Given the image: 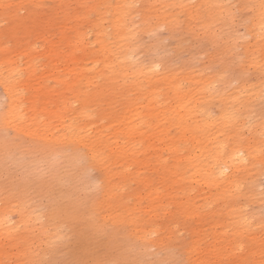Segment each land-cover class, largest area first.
Instances as JSON below:
<instances>
[{
    "label": "bare ground",
    "instance_id": "6f19581e",
    "mask_svg": "<svg viewBox=\"0 0 264 264\" xmlns=\"http://www.w3.org/2000/svg\"><path fill=\"white\" fill-rule=\"evenodd\" d=\"M59 1L63 10L72 11L75 17L81 12L88 13L85 0H76L72 5ZM18 2L12 11V1L6 4L0 0V19L9 23L8 29L3 33L0 31V73L5 74L6 81L14 82L12 85L2 84L6 108L0 114V131L12 129L14 138L28 139L31 151L39 155L37 160L42 169L47 167L54 173L50 176L52 179H56L57 171L65 164L71 170L70 178H74L77 172L85 174L93 168L99 171L101 182V191L91 198L93 202L75 204L77 207L68 208L65 218L58 213L61 207L52 206L48 218L53 221V234L43 238L47 246L56 237H63L58 231L64 225L78 239L88 240L91 236L96 239L94 242H99L102 239L99 233L105 226L102 220L106 216H114L121 223L122 215L128 217L133 212L140 215L146 212L145 216L149 217L168 214L173 218L191 214L187 206L192 204L183 199L182 185L195 181V171L204 175L205 183L212 185L214 192L211 194L218 200L230 196L236 200L252 199L258 204L264 201L263 196L260 197L262 194L258 196L259 193L254 191L255 177L252 175L264 163L260 147L262 142L256 136L257 132H264V121L255 122L248 114L261 101L264 89V0H252L246 5L251 10V16L245 19V34L229 31V39L220 42L221 46H218L223 37L221 34L231 26L227 23L230 11L223 9L221 0H91L89 7L93 10V23L96 25L92 41L87 39L89 33H84L79 42L83 44V49L76 42L70 45V50L64 51L59 48L63 34L58 32L57 42H48L43 38L45 48L39 50L35 58L28 52L30 43H24L29 45L26 49L16 47V44H22L21 39L33 36L35 29L24 28L21 38L12 35L24 23L18 15L19 6L26 3L33 7L37 0ZM148 12L155 13L153 19L147 15ZM238 13L237 17L241 12ZM54 26L59 28L57 23ZM107 27L109 32H105ZM162 29L167 32L168 38L176 40L170 50L177 57L183 50L192 49L190 45L194 47L198 42L205 43L198 48V52L209 53L206 59L208 65L181 69L172 66L167 59L142 61L140 54L149 49L157 51L161 45L160 40L155 38L151 44L143 43L142 35L155 37ZM9 36L14 41V50L8 47L9 40L3 39ZM34 36L37 39L43 37L37 33ZM239 44L244 50L243 66L253 69L252 72H259L263 77L255 86L248 85L244 78L239 79L238 76L243 77L241 73L232 75L234 67L229 61ZM204 45H207L205 50L202 48ZM20 56H25L21 65L18 61ZM39 58L43 62H35ZM210 65L218 67L217 70L210 72ZM22 71L24 83H30L35 91L41 90L46 83H53L55 88L61 89L60 93L64 90L72 98L69 104L72 117L66 121L62 113L48 112L45 110L46 101L42 102L41 112L36 116L38 111L33 106L41 100L50 99L51 91L46 89L40 92L42 99L31 105L32 113L28 118L20 119L33 127L27 131L15 127V116H21L19 101L22 95L18 87ZM233 82L238 86H232ZM92 102L96 106L105 105L103 111L99 108L91 110ZM74 103L77 105L73 107ZM115 108L118 109L112 114ZM211 109L214 113L210 112ZM40 116L43 118L39 119ZM246 131L250 137H244L243 132ZM187 135L190 141L185 140ZM206 141H210L212 147L204 155L202 145ZM1 144L0 153L7 157L12 150L25 146L3 138ZM105 152L107 163L101 157ZM192 160L197 163H192ZM189 161L193 165L188 166ZM114 164H118L119 171L111 172ZM111 173L120 180L114 182ZM132 185H138L143 191L140 193ZM27 186L29 190L22 196L26 200L9 195L3 197L5 203L0 209V236L10 234L7 226L10 211L18 213L21 225L30 221L34 225L37 220L29 202L33 188ZM48 186L54 190L53 183ZM124 188L130 190L126 197L115 199L114 192ZM114 203L120 207L119 211L114 209ZM66 206L69 207L68 204ZM259 206L255 204L256 209ZM256 209L255 213L258 212ZM238 217L243 219L240 215ZM246 220L243 219V222ZM139 230V239L143 244L161 247L160 238L152 240V234L159 232V226L154 224L148 231ZM41 233L44 234L43 230ZM196 249L190 246L187 252L192 253ZM260 250L264 252V247L260 246ZM25 260L26 253L19 252L17 263L23 264Z\"/></svg>",
    "mask_w": 264,
    "mask_h": 264
},
{
    "label": "rangeland",
    "instance_id": "374dc122",
    "mask_svg": "<svg viewBox=\"0 0 264 264\" xmlns=\"http://www.w3.org/2000/svg\"><path fill=\"white\" fill-rule=\"evenodd\" d=\"M3 1L6 4L8 1L13 2L10 6V10L16 8V4L19 3L18 0ZM63 1L72 5L76 0ZM85 1L88 13L81 12L77 17L73 15L72 11L63 10V6L60 4L59 0H37L36 3L32 4L33 7L26 3L20 5L17 11L24 23L12 36L21 38L24 35V28H33L35 29L33 32L34 35L37 33L38 35H43V37L37 39L34 35L29 36L26 39H21L20 42L22 44H16V47L19 50L26 49L29 45L25 46L24 43H30L31 48L28 52L35 58L38 56L37 52L45 48L44 37L47 41L49 40L48 42H57L56 36L58 32H62L63 41L59 42L60 49L64 51H66V49L70 50V45L76 42H78L76 45L83 49V44L79 43L82 40L83 34L89 33L87 39L90 42L95 37L94 34L96 32V25L93 23V19H95L93 10L89 7L91 0ZM250 1L252 0H221L220 4L223 9L230 11L227 23H229L228 26H232H230L232 30L226 27L225 29L227 32L221 34L223 37H221L219 43H224L229 39L231 34L229 31L234 30L238 35L245 34V19L251 16V10L249 7L247 8L246 5H249ZM241 4L244 5V8ZM237 11H239V13L241 12L243 16ZM28 12H32V14L27 15ZM237 13L241 16L238 15L237 17ZM147 15L153 19L155 13L148 12ZM237 20L241 22H236ZM54 23H57L59 28H56ZM240 23L241 25H239ZM8 25V21L0 19L1 33L9 28ZM109 31L110 28L107 27L105 32ZM157 34L158 35L155 37L148 38L147 35H142L143 38L141 40L143 43L151 44V42L153 43V38L159 39L161 42L160 47L156 49L157 51L149 49L140 54L139 58L142 61L167 59L171 61L172 66H178L181 69L189 66L201 68L208 65L206 59L209 53L202 54L198 52V48L205 43L198 42L197 45L194 44L196 45L194 46L195 48L190 45L192 49L183 50L177 57L174 56V53L170 50L175 45L176 40L174 41L168 38L165 29L160 30ZM225 35L229 36L226 37ZM12 36L3 39L9 40L8 47L14 50V41L10 40ZM230 41H232V39H230ZM219 43L218 46H221L222 44L220 43L219 45ZM240 45L241 44L234 50L233 54L235 57L232 55L229 61L232 67H234L232 75L234 76L235 73L240 75L241 73L243 77L237 75L239 79L244 78L248 85H257L259 82L258 80L263 77L259 72H252L253 69H247V66L244 67V60H242V57L244 58V50ZM206 46L207 45H204L202 48L205 50ZM209 50L210 48H208L207 51ZM199 54L201 55L200 57ZM170 56H172L171 59ZM234 60H237L238 63ZM18 61L20 62L19 65H21V61L22 63L25 61V56H20ZM35 62H43V60L39 58L36 59ZM232 62H236L233 63L235 66ZM241 65L243 67H241ZM210 67V69H212L210 72L218 68L212 65H210ZM37 75H40V73ZM4 77L5 74L0 73V114H3L6 108V97L2 91V84L10 83L12 85L14 83L13 80L9 82L6 81ZM21 77L18 87L22 95L19 101V112L21 116H15L13 121V125L20 131H27L33 127V125L26 124L20 119L28 118L32 113L31 105L33 102L38 103L40 101V92H44L46 89L51 91L50 99L41 100L38 104L33 106L34 110L38 111L36 116L41 112L42 102L46 101L45 110H48V112H60L63 114L66 121L72 117V108L69 105L70 102H72V98L64 93V90L60 93V88H55L53 83H46L41 90L35 91V88L30 83H24L25 75L23 71ZM233 83L232 86H238V83ZM68 97L69 99H67ZM30 98L32 102H30ZM261 98L263 100L261 99L258 105L253 107L251 112L248 113L252 120L255 119V122L264 121V89ZM76 105L77 103H74L72 106L74 107ZM35 106H37V109H35ZM104 106L105 105L96 106V104L92 102L90 109L95 110L99 108L102 112ZM117 109L118 108H115L112 114H114ZM210 112L214 113V110L211 109ZM42 118V116L39 117V119ZM11 130L6 129L0 131V152L2 148V138L13 140L15 143H21L25 146H22V149L12 150L8 157L0 153V209L4 207L5 201L2 199L5 195L12 196L15 199L21 198L26 200L22 196L29 190L27 186L29 185L33 188L32 191L30 190L33 195L29 194L31 197L29 201L31 204L30 208L34 211L37 220L34 222V225L31 223L32 221L26 225H21L18 213L15 211L9 212L7 216V226L10 230V234H6V237L0 236V264H18L17 255L19 252L26 253V260L23 264H113V262H120V264H151L152 261V264H159V261H161L160 264H167V261L171 264H264V252L260 250V246L264 247V201L258 204V202H252V199L236 200L234 197L230 196L218 200L216 196L211 194L214 192L212 185L210 183H205L204 175L197 171L194 173L195 181L193 183H184L182 185V192L184 193L183 199H187L192 204V206L185 205L191 214H183L181 217L174 218L168 214L149 217L145 216L146 212L140 215L135 212L131 213L130 211L131 214L128 217L122 215L121 223H118L114 216H106L102 220L105 226L103 227V232L101 231L99 233V235L102 236L99 242H94L96 239L91 236L88 240L78 239L76 236L74 237V233L64 225L62 228H59L58 231L63 237H56L52 244L47 246L43 238L47 234H53V221L48 218L50 210L53 208L52 206L58 205L61 207L62 210L58 213L61 218H65L68 214V208L77 207L75 204L80 203L85 205L90 204V202L92 203L93 201H91V198L98 195L99 191H101V182L99 181L100 174L98 170L90 168L85 174L77 172L74 178H70L71 170L67 165L63 164L57 171L58 174L55 175L56 179H52L50 176L54 173L50 172L47 167L42 169L40 162L37 160L39 155L36 154L35 151H31L29 140L24 137L14 138L12 133L13 130ZM243 133L244 137H250L249 132L246 131ZM46 134L47 132L44 135ZM256 136L257 139L262 142L260 147H262L261 152L264 154V132H257ZM118 138L119 141H121L120 135H118ZM185 140L190 141L188 135L185 137ZM202 146V151H204L203 154L206 155L208 151L211 150L212 143L206 141ZM101 157L105 163L108 162L106 152L103 153ZM192 163L196 164L197 161L195 163V161L192 160ZM192 163L189 161L188 166L193 165ZM258 169L259 171L254 170L252 172V175L255 177L254 191L257 194L259 193L258 196L262 194L260 197L263 196L262 198H264V163L260 164ZM119 170L120 167L118 164H114L111 172H117ZM38 172H41V174H37ZM183 176L185 177V174H183ZM43 178L44 180L42 182ZM112 180L117 182L120 178L112 174ZM51 183H53L54 190H51L48 186ZM38 185L40 186L36 189ZM132 188L138 190L140 193L143 191L138 185H132ZM129 191L130 190L126 188L116 190L114 192V198H124ZM66 204H68L69 207L66 206L67 208H65ZM255 204L256 206L260 205L257 207V215L255 213ZM114 205V209L119 211L120 207H118L116 203H114ZM239 215L244 220L247 218L248 220L245 222H243V219L239 220ZM154 224L159 226L160 230L158 233L152 234V240L160 238L161 247H159L162 250L151 243L143 244L139 239L141 231L139 229L148 231L150 230V226ZM115 225L121 228H116ZM117 229L118 231L115 233L114 231ZM42 230L44 234L41 233ZM0 232H2V229H0ZM190 246H195L197 249L192 253H188L187 249ZM168 248L170 250H168ZM158 250H161V252ZM158 253H161V255ZM190 254L192 257H190ZM168 256H170L169 259H167ZM155 260L156 262H154ZM169 262L168 264H170Z\"/></svg>",
    "mask_w": 264,
    "mask_h": 264
},
{
    "label": "snow or ice",
    "instance_id": "6c2138e0",
    "mask_svg": "<svg viewBox=\"0 0 264 264\" xmlns=\"http://www.w3.org/2000/svg\"><path fill=\"white\" fill-rule=\"evenodd\" d=\"M262 7H264V4H262ZM113 264H120V262H113Z\"/></svg>",
    "mask_w": 264,
    "mask_h": 264
}]
</instances>
